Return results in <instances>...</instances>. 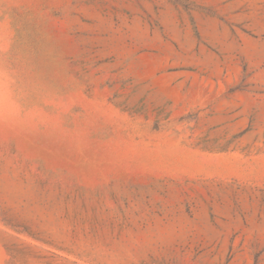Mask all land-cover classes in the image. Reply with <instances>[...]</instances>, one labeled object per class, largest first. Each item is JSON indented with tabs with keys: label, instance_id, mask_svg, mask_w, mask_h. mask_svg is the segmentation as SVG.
Returning a JSON list of instances; mask_svg holds the SVG:
<instances>
[{
	"label": "rangeland",
	"instance_id": "1",
	"mask_svg": "<svg viewBox=\"0 0 264 264\" xmlns=\"http://www.w3.org/2000/svg\"><path fill=\"white\" fill-rule=\"evenodd\" d=\"M0 264H264V0H0Z\"/></svg>",
	"mask_w": 264,
	"mask_h": 264
}]
</instances>
